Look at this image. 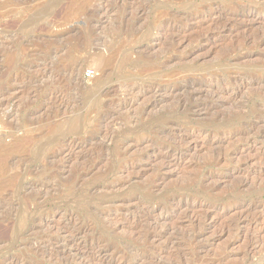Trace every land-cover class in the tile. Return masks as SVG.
<instances>
[{
    "label": "rangeland",
    "instance_id": "374dc122",
    "mask_svg": "<svg viewBox=\"0 0 264 264\" xmlns=\"http://www.w3.org/2000/svg\"><path fill=\"white\" fill-rule=\"evenodd\" d=\"M0 264H264V0H0Z\"/></svg>",
    "mask_w": 264,
    "mask_h": 264
},
{
    "label": "built area",
    "instance_id": "2783aa9c",
    "mask_svg": "<svg viewBox=\"0 0 264 264\" xmlns=\"http://www.w3.org/2000/svg\"><path fill=\"white\" fill-rule=\"evenodd\" d=\"M86 76H88V77L91 76V73H87Z\"/></svg>",
    "mask_w": 264,
    "mask_h": 264
},
{
    "label": "bare ground",
    "instance_id": "6f19581e",
    "mask_svg": "<svg viewBox=\"0 0 264 264\" xmlns=\"http://www.w3.org/2000/svg\"><path fill=\"white\" fill-rule=\"evenodd\" d=\"M103 77V76H102Z\"/></svg>",
    "mask_w": 264,
    "mask_h": 264
}]
</instances>
